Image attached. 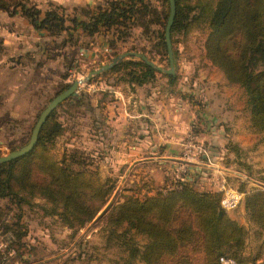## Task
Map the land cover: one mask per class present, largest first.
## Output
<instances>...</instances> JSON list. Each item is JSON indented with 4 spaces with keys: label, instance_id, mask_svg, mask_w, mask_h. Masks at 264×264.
<instances>
[{
    "label": "trees",
    "instance_id": "obj_1",
    "mask_svg": "<svg viewBox=\"0 0 264 264\" xmlns=\"http://www.w3.org/2000/svg\"><path fill=\"white\" fill-rule=\"evenodd\" d=\"M191 1L175 0L171 41L173 30L186 28L197 20L206 22L208 32L204 45L207 58L223 72L229 83L238 84L244 89L251 125L256 132L264 134V0ZM104 2L107 8L97 7L92 13L86 11L87 20L70 19L72 26L66 24L60 11L47 10L41 16L38 8L27 6L24 0H0V10L12 11L20 6L23 16L36 29H46L48 38L39 45L41 51L48 52V56L51 50L58 48L55 44L64 50L73 48V32L78 25L92 36L100 29H113L118 35L124 30L127 35L133 27L140 26L146 30L149 24L162 27L155 36L167 55L164 28L168 0ZM154 2H159V8ZM62 33L66 37L61 39ZM48 43L52 47L45 45ZM131 49L138 50L135 47ZM139 50L148 55L146 50ZM60 52L63 53L61 49H56V56ZM173 55L175 58L174 49ZM124 63L135 67L130 83L141 85L152 82L155 69L143 61ZM120 64L110 71H117ZM136 67L140 69L136 70ZM169 78L172 80L174 76L170 75ZM74 99L77 100L74 104L78 106L89 104L86 91L72 94L65 103ZM54 111L41 127L30 152L0 164V198L7 199L10 205L15 204L18 210L6 219L3 232H11L17 243L27 234L26 225L21 223V206L29 201L25 194L47 199L52 207L47 209L41 206L43 215H57L62 224L76 229L94 218L98 211L96 203H104L109 191V187L104 189L105 184L94 180L86 170L75 171L71 167L72 162L68 163L66 159L57 161L43 150L45 143L52 141L59 133L60 124L56 120L51 122ZM94 122L98 139L110 142L112 129L102 120L99 107H96ZM104 130L110 136L103 135ZM71 159L74 160V155H71ZM34 173L41 175L42 179L34 178ZM220 200V192L198 191L189 183L179 182L164 187L162 192L158 191L155 195L128 197L112 205L108 210V223L128 224V230L124 229L115 236H124L120 244L127 248L130 258L138 257L141 264H219V257L223 255L247 260L238 257L244 247L245 230L228 217ZM244 204L249 218L264 228V190L245 194ZM130 230L149 239L142 250L131 243L130 237H125ZM198 258H201L199 263ZM122 264L131 263L127 260Z\"/></svg>",
    "mask_w": 264,
    "mask_h": 264
},
{
    "label": "rangeland",
    "instance_id": "obj_2",
    "mask_svg": "<svg viewBox=\"0 0 264 264\" xmlns=\"http://www.w3.org/2000/svg\"><path fill=\"white\" fill-rule=\"evenodd\" d=\"M24 1L30 4L28 6L32 5L33 7L35 4L33 3L34 0ZM194 2L195 0L191 1V3ZM50 4L56 6V3L52 1ZM154 4L156 8H159V2H154ZM16 7L21 9L20 6ZM42 13L41 11V16ZM161 28L159 25L149 24L146 30L136 26L128 30L127 35H125L124 30L119 35L116 33L115 37L121 39L120 42L122 41L124 44H114L116 52H103L100 60L96 62L92 58H82L76 42L73 48L69 47L66 50L55 44L58 48L50 51L51 57L48 56V52H43L35 58L27 57L23 59L28 64L31 63L28 65L27 81L20 70L0 69V155L18 149L29 141L38 115L51 98L62 91L64 86L69 85L75 79L84 78L89 71L98 68L103 63L110 62L118 54L135 51L131 49L132 47L144 49L148 52L146 56L151 61L168 68L167 55L164 54L163 45L160 44V40H156L155 36L156 31L158 32ZM207 32L206 22L202 20H197L186 28L176 29L172 32L175 69L178 67L181 71L183 67L191 68L187 72L189 74H177V76H180L178 82L181 85L187 80L184 78H189L192 75V68H208V72L205 71L207 74L215 72V70L221 71L206 56L204 44ZM129 34H131L130 37L138 35L139 40L136 42L130 41ZM64 37L66 35L62 33L61 39ZM110 39H108V43L111 41ZM45 45L52 47L51 43ZM56 49H61L63 53L60 52L56 56ZM11 60L15 59L12 58ZM126 61L141 60L134 56H127L120 62L117 71L107 70L93 76L89 81L90 83L81 84L77 93L86 91L89 100L88 105L78 106V104H74L77 101L74 99L72 102L65 103L63 101L55 109L51 122L56 120L60 124V127H58L59 133L52 141L45 143L44 149L42 148L47 155L57 161L66 159L68 163L72 162L71 167L73 170H86L94 180L105 184L104 189L109 187V191L104 198L105 202L96 203L98 211L91 221L80 228L70 229L60 222L57 215L43 217L41 206L47 209L52 207L47 199L25 194V198L29 201L28 204H22L21 208L28 223L26 227L27 234L17 243L14 242L15 236L11 232H8V240H5L6 237L2 232L4 231L6 219L12 217L18 210L15 204L10 205L7 199L0 198V264H122L127 260L131 264H141L137 259L138 257L135 259L130 258L127 248L120 244L124 236L120 238L115 236L124 229L128 230V224H109L108 210L112 205L121 203L128 197L143 198L147 194H141L140 187L135 180L134 171L127 166V163L112 166L110 152L98 147L99 140L94 122L96 107L100 109V102L109 101L115 95L113 87L120 86L126 94L131 90L132 84H135L129 82L131 72L135 67L124 63ZM139 69L140 67H136V70ZM154 75L152 82L166 81L173 84L176 81L175 78L171 80L170 75L168 76L162 72L155 71ZM126 84L129 87L123 86ZM187 89L189 91H182L185 96H188V93H193L190 87ZM227 92L233 98V107H231V110L226 111V115L229 119L232 115L238 116L233 119L235 124L231 126L229 122V126L232 129L233 136H238L239 141H236V144L228 142L227 146L232 152L220 157L216 155V161H219V158L222 157V161L225 163L234 162L238 171L247 174L256 181L260 180L262 177L260 174L261 166H264V134L256 132L251 125L248 109L245 108L244 89L238 84L229 83ZM202 94L201 89H195L193 95H196V97L192 95V98L195 102L200 103V101L207 99ZM204 112L212 114L208 109ZM100 115H103L101 111ZM71 155H74V160L71 159ZM187 156L192 157L189 161H199L201 153L193 156L188 154ZM34 178L42 179L39 174H35ZM142 179H139V185H142ZM240 180L237 176L231 178V187L240 189L242 186ZM254 185L256 187L258 184L254 182ZM163 190L164 186H158L150 195H155L158 191L162 192ZM138 194L141 196H138ZM242 200L244 201V195ZM109 202H111V205L101 215L100 212ZM180 219L178 220L180 221ZM177 223L179 224V222ZM125 237H130L131 243L139 250H142L149 242L145 235L134 233L133 230L128 231ZM252 248L253 255L258 256L257 244H253ZM9 252H12V254L9 255ZM4 257L6 258L4 263H1ZM238 257L241 258L242 253ZM256 260H262L264 263V256L262 255L259 259L254 258V256L247 259V261ZM199 261L201 262V258H198L197 262L199 263Z\"/></svg>",
    "mask_w": 264,
    "mask_h": 264
},
{
    "label": "crops",
    "instance_id": "obj_3",
    "mask_svg": "<svg viewBox=\"0 0 264 264\" xmlns=\"http://www.w3.org/2000/svg\"><path fill=\"white\" fill-rule=\"evenodd\" d=\"M51 1L56 6L50 4ZM104 1L34 0L33 3L42 12L52 9L60 11L66 24L72 26L70 19L84 21L87 20L86 11L92 13L97 7L107 8ZM26 4L30 5L27 2ZM47 32L43 28L36 29L23 16L19 7L12 11L0 10V69L20 70L27 81L28 65L31 63L28 64L23 59L35 58L44 52L40 50L39 42L47 40ZM116 33L118 32L113 29H100L89 36L78 25L73 35L81 57L92 58L96 62L100 60L103 52L116 51L114 44H124L115 37ZM130 36L131 34L128 35L130 41L139 40L138 35ZM109 38L111 41L108 43ZM137 52L147 55L139 49ZM12 58L15 60H11ZM189 69L191 68L183 67L180 71L176 67V75H172L176 80L173 84L166 81L132 84L131 90L126 94L120 86L113 87V98L100 102L102 120L112 129L113 138L108 143L98 139V147L110 152L112 166L127 163L133 169L142 195L152 194L158 186L170 187L179 182L189 183L198 191L221 193L222 183L226 182L231 186V178L235 176L241 179V188H236L244 196L253 190H264V166H261V179L256 181L238 171L234 162L225 163L222 157L216 161V155L220 157L232 152L227 146L228 142L239 141L238 136H233L229 126V122L231 126L235 124L233 119L238 116L232 115L229 119L226 115V111L233 107V98L227 92L229 82L221 71L215 70L207 74L208 68L198 67L192 68V75L184 78L187 80L181 85L178 82L180 76L177 74H189ZM123 86L129 87L128 84ZM189 87L193 93L185 96L182 91H189ZM195 89H201L202 95L207 99L200 103L195 102L192 98ZM207 109L212 114L204 112ZM102 134L110 136L105 130ZM199 145L205 148L206 155H201L199 161H189L192 157L187 155L192 156L194 147ZM141 178L142 185H139ZM254 182L258 184L256 187ZM226 213L245 230L242 258L250 259L254 256L259 259L264 256V228L249 218L244 201L236 209ZM46 216L50 215H43ZM21 223L28 226L23 214ZM253 244H257L259 253L262 252L257 253L258 256L253 255Z\"/></svg>",
    "mask_w": 264,
    "mask_h": 264
},
{
    "label": "water",
    "instance_id": "obj_4",
    "mask_svg": "<svg viewBox=\"0 0 264 264\" xmlns=\"http://www.w3.org/2000/svg\"><path fill=\"white\" fill-rule=\"evenodd\" d=\"M175 14H176L175 0H168V15H167V19L165 22V28H164V41L166 45L168 68H164L160 65H157L155 62L151 61L144 53H141V52L129 51V52L118 54L110 62L103 63L98 68H95L89 71L85 75L84 78L73 80L67 88H65L64 90L60 91L55 96H53L51 100L46 104V106L42 109L40 114L38 115V118L36 119L34 126L32 128L29 141L18 149L12 150L6 153L5 155H0V164L10 161L12 159L18 158L30 152L34 148L37 142V139H38V134L40 132V129L45 123V121L47 120V118L49 117V115L68 97L78 92L80 90L81 84L91 81L93 76L99 75L107 70H110L112 67L120 63L125 57L134 56L158 72H162L167 75H174L175 74V60H174L173 47H172V41H171V28H172V25L175 19ZM110 205H111V202H109L103 208L100 214L101 215L104 214Z\"/></svg>",
    "mask_w": 264,
    "mask_h": 264
},
{
    "label": "built area",
    "instance_id": "obj_5",
    "mask_svg": "<svg viewBox=\"0 0 264 264\" xmlns=\"http://www.w3.org/2000/svg\"><path fill=\"white\" fill-rule=\"evenodd\" d=\"M200 153L201 155H206L205 148L200 145L194 147V154H200ZM194 154H192V156ZM242 199H243V193H241L236 188L228 186L226 182L222 183L220 205L225 211L236 209L239 206V204L242 202ZM2 234L5 235L6 237L5 240H8L9 238L8 232H2ZM12 252H9V255H11ZM5 259L6 258L4 257L1 263H4ZM218 261L219 264H264L262 260H256V261L238 260L236 258L226 255L220 256Z\"/></svg>",
    "mask_w": 264,
    "mask_h": 264
},
{
    "label": "bare ground",
    "instance_id": "obj_6",
    "mask_svg": "<svg viewBox=\"0 0 264 264\" xmlns=\"http://www.w3.org/2000/svg\"><path fill=\"white\" fill-rule=\"evenodd\" d=\"M80 79V78H79Z\"/></svg>",
    "mask_w": 264,
    "mask_h": 264
}]
</instances>
